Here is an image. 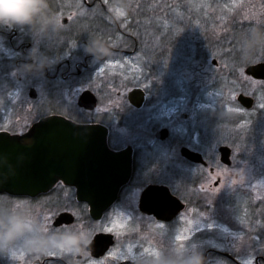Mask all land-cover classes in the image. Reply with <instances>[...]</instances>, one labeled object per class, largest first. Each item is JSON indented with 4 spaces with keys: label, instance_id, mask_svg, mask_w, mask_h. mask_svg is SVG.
I'll return each instance as SVG.
<instances>
[{
    "label": "rangeland",
    "instance_id": "rangeland-1",
    "mask_svg": "<svg viewBox=\"0 0 264 264\" xmlns=\"http://www.w3.org/2000/svg\"><path fill=\"white\" fill-rule=\"evenodd\" d=\"M110 2L113 4L109 7V10L115 13V21H119L120 25H129L128 23H130L137 28V26L140 27L139 23L144 19V32L141 34L138 33L140 45L136 53L130 54L129 56L112 53L109 54L107 61L103 60L96 63L98 65L96 85L93 86L92 90L96 92L98 107L91 113H85L84 111L82 113V110L80 111L77 107L78 97L81 94L78 92H81V88H86L88 84L83 85L78 92L58 93L60 98L56 102H48V93H46L43 86L42 70L39 69L31 72V67L26 70L25 68L16 66L15 61L11 57H15L14 60H16V57H19V55H16L8 47V41L13 34V30L18 31L21 38H27V31L31 28L30 26H36L34 27L33 33H29V41H32L34 46L29 52L34 55V65L41 66L43 64L40 52L43 42L42 39L48 37L45 28H51L56 33L60 32L61 34L59 35H62L63 39L67 41L70 37L66 33H71V29L79 21L85 19L90 20L92 18L87 7L84 6L83 8L79 7L80 9H76L73 8L74 5L73 7H68L71 3L65 2L61 6L58 4V7H55V12L48 13L45 0H36V5L31 16L24 23L0 25V30L3 27H8L6 30L7 36H0V131L23 133L34 120L52 112L77 118L90 119L93 117L100 123L109 121L110 119V123H112L113 116L119 114L123 123L119 128H116L115 124L113 125V128H115L112 137L113 144L122 147L128 143L135 144L137 148L139 147L142 150H146L150 146V153L146 150V152H143L144 155L149 160L155 159L149 155L155 154L158 156L156 157L158 160L157 165L153 166L154 170L158 171L157 175L161 176L162 180L171 182L173 189L179 192L184 199L188 198V194L179 184H176V182L173 183L172 181V175L177 180H181L187 177L190 172H194L185 161L178 157L176 158L179 147L183 144L188 143L190 147L205 148L210 154H217V149L220 145L229 146L232 149L233 158L236 161V164L230 170L235 171V173L242 172V175H244L250 169H255L251 166V168H248L249 166L246 165L237 167L242 155H257V159H259L258 165H261L257 169H264V107L260 106V103L264 102V99H262L264 98V85L260 83L254 84L253 89L248 94L255 99V106L252 110H245L239 107L237 103L239 93L232 91H229V93H181L182 89H185L181 88L184 86L182 81L192 77L188 73V70L192 66L189 65V62L184 65L179 64L173 66L170 64L169 59H166L173 54L171 46L167 44L170 41L171 31L175 27L178 28V25L176 26L173 22L177 20L181 24L179 28L180 32L185 30V21L193 18L192 30H203L205 0H190L189 5H186L185 2L183 3V9L185 11H191L189 17H187L186 12L176 15L173 14L171 10H174V8H172V2L170 0H114ZM119 4H121V8H114V6L116 7ZM143 7L145 8V12L142 14ZM160 10L162 11L161 13L159 12ZM117 11L122 12L123 15L118 16ZM72 12L76 13L77 16L69 20L68 16ZM127 12L134 15L131 16L132 19L130 14L126 15ZM146 12L155 13L156 16L152 15L142 18L141 16ZM106 17L107 21L111 23L115 22L110 17ZM63 19L69 21L65 26L62 23ZM103 21L98 17L97 24L99 27L106 25L105 21ZM158 27H160L163 40L166 39L165 41H168L163 45H159ZM102 28H105V26ZM100 31L104 30L100 29ZM49 35L55 36L51 33ZM97 35L104 37L105 34L98 33ZM122 42L118 41L115 46L122 44ZM71 48V51L76 52L81 49V44L76 45L73 43ZM64 51L63 57H67L68 48H65ZM214 51L210 49L207 54ZM226 52L229 53V51ZM202 53V50H194L193 47L182 46L178 50V57L191 59L201 57ZM217 56L218 54L215 53L211 58ZM234 56V52L229 53V57ZM263 59L264 50H259L251 63L260 62ZM109 60L119 62L120 66L105 67ZM104 67L105 71L101 73V68ZM240 69H244V67ZM189 86L194 87V85ZM31 88H35L37 91L36 99L30 97ZM133 88H143L148 91V99H152L153 97L159 99L158 113L161 111L160 116L157 117V112L153 111L151 103L138 112H133L130 109L131 107H129L126 96ZM106 90L107 92L105 93ZM170 93H180L181 96L172 98L167 102L166 108L162 110V100L167 98ZM191 102H194L193 105H191ZM219 107V117L221 121L223 120L225 122L219 123L214 127L217 130L216 134L210 138L211 141L206 142L207 140H204L205 133H207L206 119L208 117L206 116L209 115V112H214ZM124 115L129 117V119H126L127 121L131 120L129 122H136V124H127L122 119ZM184 115H188V118H183ZM140 122H142L141 125L139 124ZM164 126L170 128L171 138L177 139L176 141L157 143L154 135L159 128ZM138 127H141V129ZM141 138L145 139V141L140 142L138 139ZM248 174H245L248 183L241 187L243 190H248V195L253 194V197L238 193L237 191L239 190L237 188L229 191V193L237 192L236 201L242 205H247L248 199L251 197L252 203L257 205V214L260 217L262 213L260 209L264 208V175L258 174L255 176L252 174L253 177H251ZM225 185L227 186L228 184L226 183ZM68 197L70 195L65 198ZM47 200L48 198H42L29 203L22 200L8 201L0 197V224L2 225L10 219L11 221L13 219L14 223L12 236L10 230L6 233L0 231V233H3L0 234V250L3 252V255L12 256L13 251L25 250V245H27L25 244L26 241H30L35 248L37 244L46 247V254L57 253L61 255H72L75 253L76 250L72 247V242H69L70 238L65 237L62 239L58 235V231H52V224H49L44 219V216L48 213H56L55 217H57L60 211L65 207H69L70 199L62 200V203L58 200L47 203ZM43 206L44 208H42ZM230 211L232 212H230L231 214L228 212L229 216L227 219L231 220L232 218L235 221L233 217L235 214L233 210L230 209ZM117 213L121 218H125L128 215L127 213L124 215L120 211ZM117 219L126 225V220L114 218V220ZM186 220L193 222L191 225L192 231L187 239H191V235H195L193 236V248L192 246L188 248L192 252L194 260H201L207 247L220 251L226 250L230 243L229 240H233L234 238L238 239L235 242L238 250L240 244L241 251L251 249V245L248 242L249 239L244 240V238L239 237L241 235L239 231L234 232L229 230V228L215 223L208 224L200 212L194 214L191 219L189 211H185L172 224H163L164 228L162 229L157 227L158 223H150L148 228L152 233V235L150 234L152 241L146 242L145 246L141 247L131 241L124 242L123 239H120L111 251L115 250L117 255L121 256L119 258L120 260L128 259L130 261L133 260L150 264H170V261H172V264H175L176 261H179L181 264H186L185 260L188 255L184 249L189 244V241L185 239L181 243L178 240V237L183 235V230L190 227L186 223ZM48 224L50 229L47 228ZM101 225L104 227H115V225H112V221L99 223L97 224L98 231ZM258 226H260L259 228L262 227L261 229L264 231V222L261 223L258 221ZM247 227L251 228L250 226ZM117 231L119 232L121 230L117 229ZM197 235L200 236L197 237ZM82 236V243L85 244L89 236H86V234ZM120 236L125 237L124 230ZM229 236L231 237L230 239H228ZM16 240L21 242V244L16 242ZM252 241L256 242L257 248L264 246V241L258 239ZM15 242L20 247H10V245L15 246ZM151 242L152 244H150ZM147 247L158 249L160 253L159 257L145 253L144 249ZM129 248H131V252H129ZM254 254L244 258L242 257L240 261L243 264H255ZM102 260H105V258ZM206 264L230 263L223 258L211 256Z\"/></svg>",
    "mask_w": 264,
    "mask_h": 264
},
{
    "label": "flooded vegetation",
    "instance_id": "flooded-vegetation-1",
    "mask_svg": "<svg viewBox=\"0 0 264 264\" xmlns=\"http://www.w3.org/2000/svg\"><path fill=\"white\" fill-rule=\"evenodd\" d=\"M114 0H109L107 6L102 3V0H45L47 3V12H55V7L63 5L65 2L71 3L68 7H74L78 9L77 3L82 2L85 7L92 15L90 20L85 19L83 21H79L77 25L71 29V33L68 36L70 37L65 41L63 39L60 32L56 33L51 28H45L46 32L48 33V37L45 39L43 38L42 46L40 49L41 56L43 59V64L41 66L34 65L35 58L33 54H30L29 50L32 49L33 43L29 41L30 34L33 33L34 27L30 26L31 28L27 31L28 35L27 38L20 37L18 31L13 30V34L9 38L8 47L13 50L16 55L15 57H11L13 61H15V65L18 67L25 68L26 70L31 67V72L37 71L39 69L42 70L43 73V86L45 88L47 95L48 102H56L58 100L59 94L58 93H73V91H77L84 85H87L86 88H81L82 91L78 93H83L85 91H90L91 93L94 92L93 86L96 85V78H97V70L98 65L96 64L98 61H107L109 59V54H121L129 56L130 54L136 53L138 51L140 45V38L139 34L144 32V23L142 19L140 27H134V25H126L122 27L119 21H115V13L109 10V7L112 6V2ZM172 2L171 10L173 14L184 13L186 12L187 17L191 14V11H185L183 9V3L185 2L186 5H189L190 0H170ZM233 5H240L239 7L233 8ZM121 8V4L117 5L114 8ZM148 7V6H147ZM205 11H204V28L203 30H192L193 23L191 18L190 20L185 21V30L179 32V28L181 24L176 20L173 24L178 25V28H174L171 31L170 41L163 40L161 36V30L159 28V45H163L164 43L169 44L171 46V50L173 54L169 58V62L171 65L176 66L179 64H187L192 66L191 69L188 70V73L192 76L190 79H184L182 81L183 85L181 93H229L232 91L234 93H239V95L243 94L247 97H251L248 93L254 87V84L260 83L264 85L263 80H257L252 76H249L246 73V70L249 66L255 65L258 63H264V59L260 62L251 63L252 60L256 57L259 50H264V24L254 25L250 29H246L244 31H239L240 24L237 21L242 19L243 13L247 12L250 15H261L264 14V0H205ZM80 9V8H79ZM186 9V8H185ZM142 14L145 12V8H142ZM162 12L161 10L159 11ZM74 18H76V13H71ZM130 14L134 16L132 13L127 12L126 15ZM159 14V13H157ZM156 16L155 13L146 12L144 15H140L142 18L145 16ZM106 16L110 17L113 21L106 20ZM98 17L105 21V28L104 26L99 27L97 24ZM132 19V17H131ZM65 21V22H64ZM103 21V22H104ZM67 19H63L62 23L68 24ZM109 22V23H108ZM116 23V24H115ZM124 23V21H123ZM245 25L247 21H244ZM39 26V25H37ZM7 26L1 28L0 36L5 35L7 36ZM104 30V31H100ZM54 34L55 36H50L49 34ZM98 33H104L103 36H98ZM76 34V36H74ZM197 34H199L197 36ZM233 34H235V51L234 57H229L228 51L229 44L228 40L232 38ZM32 38V37H31ZM58 38V39H57ZM72 39V40H71ZM163 41H161V40ZM200 39V40H198ZM24 40V41H23ZM123 42H122V41ZM118 41L122 42V44H115ZM73 43L76 45L81 44V49L74 52L71 51V46ZM65 44V45H64ZM68 44V46H66ZM51 45V46H50ZM193 47L194 50H202L201 57H195L191 59H184L178 57V50L180 47ZM68 48L67 57L64 56V50ZM133 48V49H131ZM210 49H217L214 52H210L207 54ZM67 51V50H66ZM205 51V53H204ZM218 54L217 57H213V54ZM20 58V59H18ZM211 61L209 62V60ZM227 65L224 67L223 65ZM232 67V68H231ZM244 67L245 75L248 77L247 80L240 76V68ZM219 68V70H218ZM194 83V84H192ZM92 85V86H91ZM189 85H194V87H190ZM232 88V89H231ZM107 90L105 91V93ZM145 98L143 104L140 108L135 107L132 105L128 99V95L126 99L129 103V107L133 112L141 111L143 108L149 105V103L153 106V111L157 112V117L160 116L161 111H159V99L153 97L152 99H148L149 92L144 89ZM37 93V92H36ZM180 93H170V95L162 100V110L166 108V104L172 98L180 97ZM97 98V96H95ZM254 99V98H253ZM151 102H150V101ZM195 101V100H192ZM98 102V98H97ZM60 103V102H59ZM194 102H191L193 105ZM237 103L239 107L245 110H252L255 106V99L254 105L252 108L247 109L245 108L238 100ZM190 104V102H189ZM98 107V106H97ZM78 108L80 111L82 110L85 113L90 111L81 109L79 106ZM95 110V109H94ZM93 110V111H94ZM220 107L214 111L209 112V115L206 119V131L205 139L206 142L211 141L216 131L214 127L222 122L219 117ZM159 114V115H158ZM68 118L75 120L73 116H67ZM183 118H188V115H184ZM127 124L135 125L136 122H129L127 115H124L123 118ZM76 121V120H75ZM78 123L82 124H94L99 123L96 122L93 117L88 119L87 121H81ZM104 123V122H103ZM123 123V121H122ZM142 122L139 124L141 125ZM105 126L109 130V137H108V145L112 150H121L125 147H131L133 150V157H132V175L127 184L122 186L119 191L118 198L116 202L108 208L102 215L99 220H95L91 216L90 208L87 204L79 202L76 197V189L71 186H67L63 183H58L51 191L47 194L38 196L36 198H10L7 195H0L1 197L5 198L6 200H14V201H27L29 203L34 202V200L48 198L46 201L55 202L58 200L61 202L62 200L70 199L69 207H65L62 211L59 212L58 215L61 213H70L73 215L74 220L71 224H63L61 226H54V221L52 222V231H58V235L64 239L65 237L70 238L69 242H72V247L76 250L72 255H61V260H52L45 257L46 254V247L40 246L37 244L35 248L30 241H26L25 250H16L13 252L20 253L23 252L28 255L29 260L32 261V264H36V257H40L39 264H87V257L92 256L97 260H102L107 258V253L111 251L116 243L121 239L128 242H133L138 244V246H145L146 242H150L152 235L151 231L149 230L148 226L150 223H162V224H172L177 219L180 218V215L185 212L189 211V215L192 216L196 213H201L203 217L207 220L208 224L215 223L220 226H224L229 228L231 231H239L241 234L239 237L245 239H249L251 249H246L245 251H241V244L238 247L236 246L235 242L238 239L234 238L233 240H229V246L224 251L216 250L207 247L204 251L203 258L201 260H194L192 257V252L188 249L190 246L193 245V236L191 235V239H187L189 244L186 245L184 249L187 252L186 257V264H206L209 258L217 256L218 258H223L230 264H243L240 260L246 256H255V264H264V246H260L257 248L256 242L252 240H260L264 241V231L263 229L259 228L258 221L261 223L264 222V208L260 209L262 212L260 217L257 214V205H254L251 201V197L248 199L247 205L238 204L236 201V197L238 193H242V195H248V190H243L242 185L248 183L245 174L249 173L248 175L257 176L258 174L264 175V169L258 170L257 168L261 165H258L259 159L257 155H242L241 159L238 161L237 167L242 166H249L248 168L254 167L255 169L249 170L242 175V172L235 173V171H231V167L236 164V161L233 158L232 149L227 145H220L217 149V154H210L208 150L201 147H190L188 143L183 144L179 147V152L177 153L176 158L185 161L193 173H189L187 177L177 180L176 177L172 175L173 183L179 184L181 188H183L186 193L188 194V198L184 199L179 192L173 189V185L171 182L166 180H162L161 176L157 175V170H154L153 166L157 165L158 160L156 159L155 154L149 155L155 159H147L146 155H144V151L146 150L150 153V146L146 148V150H142L141 148H137L135 144H126L125 146H119L113 144V125H108L105 123ZM141 129V127H138ZM117 131V130H116ZM159 134H162L163 138ZM155 139L157 143H167L170 141H176L177 139L171 138V130L170 128L164 126L159 128L155 133ZM210 139V140H209ZM140 142L145 141V139H138ZM228 147L231 151L229 160L230 164H225L222 162V155L220 152V148ZM187 149L190 152H193L201 157V162H193L190 159L186 158L182 154V150ZM174 158L173 156H170ZM253 158V159H252ZM149 160V161H148ZM251 166V167H250ZM227 169L228 172L223 174L221 177V182L223 183V187H220V182H217L215 185L220 190L215 194L212 195L211 193L205 194L200 191V187L202 185H207L209 183V178L211 173L215 175L218 171H222V169ZM175 173V171H173ZM253 174V175H252ZM247 175V176H248ZM236 181L235 184L232 182ZM228 184L227 186L225 184ZM150 186H163L167 187L172 196L176 197L181 203L184 205V209L180 211L171 221H162L159 220L154 214H149L147 212H143L140 208V202L142 198V194L144 191ZM239 190L237 192L229 193V191L233 189ZM223 189V190H221ZM242 191V192H240ZM68 198H65L69 196ZM248 196H252L248 195ZM62 203V202H61ZM73 206V207H72ZM72 207V208H70ZM44 208V206L42 207ZM41 209V208H40ZM195 209L196 211L193 212L192 210ZM233 210L235 214L233 217L235 221L231 218H228V212ZM118 211L125 215H128L125 218H121L118 215ZM231 214V213H230ZM57 215V216H58ZM81 217V218H79ZM114 218H120L126 220V228L124 229L125 237H121L120 235H110L104 233L102 231L97 230V224L113 221ZM110 224V223H109ZM2 225H4L2 227ZM0 224V231L6 233L10 230V234L12 236L14 223L13 219L11 221L8 220L4 224ZM49 224L47 228L50 229ZM250 226L251 228H248ZM2 227V228H1ZM205 232V231H203ZM0 233V234H3ZM89 236L88 241L84 244L82 243V235ZM99 234H107L111 237L112 243L108 244L105 248L104 253L101 256H96L89 248L95 237ZM204 234V233H200ZM200 235H197L199 237ZM231 237L229 236L228 239ZM240 239V238H239ZM251 241V242H250ZM16 242H19L16 240ZM14 243L15 246L10 245V247H20L17 243ZM21 244V242H19ZM152 244V242L150 243ZM156 246V245H153ZM193 248V246H192ZM234 248V250H232ZM182 250V251H184ZM3 252L0 250V264H18L17 261L12 259V256L3 255ZM118 256V255H117ZM121 256H118L116 260H107V264H150L145 262H136L133 260H120ZM172 264V261H170ZM175 264H181L179 261L175 262ZM247 264V263H245Z\"/></svg>",
    "mask_w": 264,
    "mask_h": 264
},
{
    "label": "water",
    "instance_id": "water-1",
    "mask_svg": "<svg viewBox=\"0 0 264 264\" xmlns=\"http://www.w3.org/2000/svg\"><path fill=\"white\" fill-rule=\"evenodd\" d=\"M246 73L264 80V63L251 65ZM30 97L36 98L34 89ZM145 92L136 88L129 92L132 105L140 108ZM237 100L247 109L254 99L243 94ZM78 105L86 110L97 106V98L90 91L83 92ZM108 129L101 124H78L60 115H50L34 123L24 134L0 132V194L36 197L52 190L59 182L76 188L77 200L86 203L95 220L117 200L122 186L129 182L132 173L131 147L114 151L108 146ZM163 138L162 134H159ZM183 156L193 162L201 157L187 149ZM222 162L230 164V149L220 148ZM140 208L154 214L159 220L171 221L184 209L169 189L150 186L142 194ZM74 217L61 213L54 226L71 224ZM112 239L107 234L95 237L90 250L101 256Z\"/></svg>",
    "mask_w": 264,
    "mask_h": 264
},
{
    "label": "snow or ice",
    "instance_id": "snow-or-ice-1",
    "mask_svg": "<svg viewBox=\"0 0 264 264\" xmlns=\"http://www.w3.org/2000/svg\"><path fill=\"white\" fill-rule=\"evenodd\" d=\"M102 3L107 6L109 4V0H102ZM240 5H233V8L239 7ZM77 7L83 8L84 5L82 2L77 4ZM117 15L118 16H122L123 13L117 11ZM69 20L73 19V15L69 14L68 16ZM244 21H247V24L245 25ZM237 23L240 24L239 27V31H244L246 29H250L252 28L254 25H260V24H264V14L261 15H250L249 13L245 12L242 15V19L237 21ZM122 27H125L126 25H121ZM235 34H233L232 38L228 40V44H229V48L228 51L229 53H233L235 51ZM120 66L119 62L113 61V60H109L105 67H117ZM224 67H227V65H223ZM105 67L101 68V73H104L105 71ZM219 70V68H218ZM240 76L242 78H244L245 80L248 79V77L245 75V69H240ZM264 99V98H262ZM261 107H264V102L260 103ZM228 170L222 169V171H218L215 175H212L211 173H209L210 175V182L207 185H202L200 187V191L202 193L208 194L211 193L212 195H215L220 189L217 188L215 185L217 184V182H220V187H223V183L221 182V177L223 176V174L227 173ZM233 184L236 183V181L232 182ZM19 206V205H18ZM193 212H195L196 210L193 209ZM55 215L56 213H48L44 216V219L49 223L52 224V221L55 219ZM73 215H76L75 213H73ZM183 219V217H182ZM186 223L190 226L188 228H185L183 230V235L178 237V240L182 243L185 239L189 238V234L192 231L191 225H192V221L191 220H186ZM112 225H115V227H104L103 225L99 226V231H102L104 233L110 234V235H121L123 234V230L127 227L124 223H121L119 219L117 220H113L112 221ZM158 228H164L163 224L158 223L157 224ZM117 229H120L121 231H117ZM129 252H131V248H129ZM144 252L147 253L148 255H152L155 257H159L160 253L158 249L152 248V247H147L144 249ZM45 257L52 259V260H61L62 256L61 254H57V253H48ZM118 258L117 253L115 250L113 251H109L107 253V258L105 260H97L95 258H93L92 256H88L87 257V264H107V260H116ZM12 259L17 261L18 264H32V261L29 260L28 255L20 252L19 254L16 252L12 253ZM39 260L40 257H36V264H39Z\"/></svg>",
    "mask_w": 264,
    "mask_h": 264
},
{
    "label": "clouds",
    "instance_id": "clouds-1",
    "mask_svg": "<svg viewBox=\"0 0 264 264\" xmlns=\"http://www.w3.org/2000/svg\"><path fill=\"white\" fill-rule=\"evenodd\" d=\"M35 5L36 0H0V25L24 23Z\"/></svg>",
    "mask_w": 264,
    "mask_h": 264
},
{
    "label": "trees",
    "instance_id": "trees-1",
    "mask_svg": "<svg viewBox=\"0 0 264 264\" xmlns=\"http://www.w3.org/2000/svg\"><path fill=\"white\" fill-rule=\"evenodd\" d=\"M52 113H58V112H52ZM118 114V113H117ZM48 115V114H47ZM43 116H45V115H43ZM43 116H40L39 118H37L36 120H34L32 123H34L35 121H37L38 119H40L41 117H43ZM114 118H112V123H110V120L108 121H105L104 123H106V124H108V125H114L115 124V127L116 128H119V127H121L122 126V120H121V116L118 114L117 116L116 115H114L113 116ZM118 117H119V119H118ZM76 121H78V122H81V121H87L88 119L87 118H82V117H79V118H77V117H73ZM95 121H97V120H95Z\"/></svg>",
    "mask_w": 264,
    "mask_h": 264
}]
</instances>
